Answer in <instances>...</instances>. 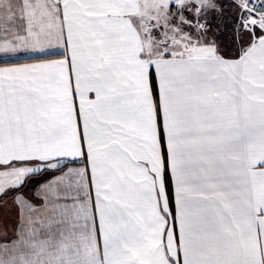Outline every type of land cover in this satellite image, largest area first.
<instances>
[{"label": "snow or ice", "instance_id": "obj_1", "mask_svg": "<svg viewBox=\"0 0 264 264\" xmlns=\"http://www.w3.org/2000/svg\"><path fill=\"white\" fill-rule=\"evenodd\" d=\"M0 264H264V0H0Z\"/></svg>", "mask_w": 264, "mask_h": 264}, {"label": "crops", "instance_id": "obj_2", "mask_svg": "<svg viewBox=\"0 0 264 264\" xmlns=\"http://www.w3.org/2000/svg\"><path fill=\"white\" fill-rule=\"evenodd\" d=\"M21 62H25V61H21ZM27 62H31V61H27Z\"/></svg>", "mask_w": 264, "mask_h": 264}]
</instances>
